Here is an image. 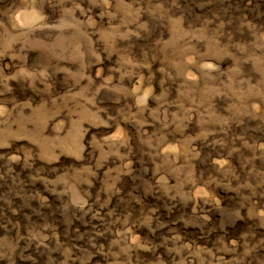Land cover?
<instances>
[{
    "label": "rangeland",
    "instance_id": "rangeland-1",
    "mask_svg": "<svg viewBox=\"0 0 264 264\" xmlns=\"http://www.w3.org/2000/svg\"><path fill=\"white\" fill-rule=\"evenodd\" d=\"M0 264H264V0H0Z\"/></svg>",
    "mask_w": 264,
    "mask_h": 264
}]
</instances>
